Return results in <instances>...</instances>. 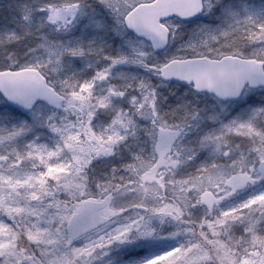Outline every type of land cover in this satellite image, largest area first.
<instances>
[{
    "label": "snow or ice",
    "instance_id": "6c2138e0",
    "mask_svg": "<svg viewBox=\"0 0 264 264\" xmlns=\"http://www.w3.org/2000/svg\"><path fill=\"white\" fill-rule=\"evenodd\" d=\"M0 264H264V0H0Z\"/></svg>",
    "mask_w": 264,
    "mask_h": 264
}]
</instances>
